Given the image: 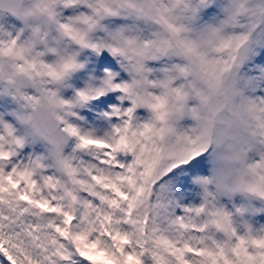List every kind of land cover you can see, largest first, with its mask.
<instances>
[{
	"label": "snow or ice",
	"instance_id": "6c2138e0",
	"mask_svg": "<svg viewBox=\"0 0 264 264\" xmlns=\"http://www.w3.org/2000/svg\"><path fill=\"white\" fill-rule=\"evenodd\" d=\"M0 264H264V0H0Z\"/></svg>",
	"mask_w": 264,
	"mask_h": 264
}]
</instances>
